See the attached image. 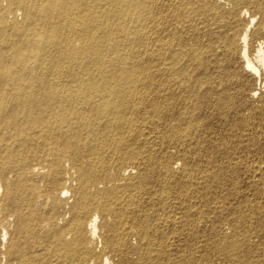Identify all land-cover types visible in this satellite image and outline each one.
Returning <instances> with one entry per match:
<instances>
[{"label": "bare ground", "instance_id": "6f19581e", "mask_svg": "<svg viewBox=\"0 0 264 264\" xmlns=\"http://www.w3.org/2000/svg\"><path fill=\"white\" fill-rule=\"evenodd\" d=\"M0 264H264V0H0Z\"/></svg>", "mask_w": 264, "mask_h": 264}, {"label": "rangeland", "instance_id": "374dc122", "mask_svg": "<svg viewBox=\"0 0 264 264\" xmlns=\"http://www.w3.org/2000/svg\"><path fill=\"white\" fill-rule=\"evenodd\" d=\"M215 125H216V123H215ZM228 231H229V225H228Z\"/></svg>", "mask_w": 264, "mask_h": 264}]
</instances>
